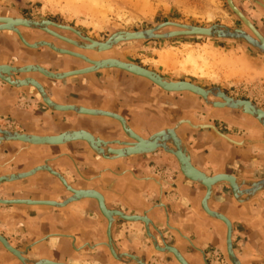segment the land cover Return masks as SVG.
Segmentation results:
<instances>
[{
    "label": "crops",
    "instance_id": "crops-1",
    "mask_svg": "<svg viewBox=\"0 0 264 264\" xmlns=\"http://www.w3.org/2000/svg\"><path fill=\"white\" fill-rule=\"evenodd\" d=\"M258 14L264 18L262 9ZM5 36L0 33V46ZM14 60L15 57L0 49V63L14 65ZM40 61L33 63L55 71L46 64L54 63L56 67V62L44 58ZM97 71L94 75V72L81 73L89 75L64 80H47L49 77L39 72L16 73V76L31 75L39 79L51 98L60 104L115 112L144 137L157 132L168 122H177L186 116L182 112H192L193 102L205 106L200 99L185 92L165 93L160 86L161 89L123 69ZM38 94L32 86L17 89L0 80V127L42 135L87 129L97 137L109 140L112 147L122 146L113 145L120 140L114 138H121L124 131L113 117L52 111L38 100ZM205 108L192 112L191 121L199 127L208 125L206 127H196L187 118L179 120L177 132L193 164L209 175L229 173L242 179L264 178V159L260 157L263 147L234 141L247 138L244 119L259 125L256 119L237 109L223 108L225 111L215 116L209 106ZM224 112L231 117L225 116ZM184 122L187 125L182 126ZM171 154L158 150L114 160L98 155L87 141L49 146L9 142L0 144V176L15 174L17 178L21 173L49 166L60 172L73 187L102 193L110 209L149 217L150 231L159 245L175 247L189 264H231L226 224L208 214L202 204L206 187L183 177L177 170L178 160ZM70 196L72 193L63 183L45 169L36 170L28 177L4 181L0 184V198L31 202L0 204V233L30 260L137 264L113 255L108 244V219L96 199L85 197L62 207L42 202H62ZM208 206L231 220L233 247L242 264H264V191L248 201H240L229 185L221 183L215 186ZM111 237L116 251L141 257L148 264H181L172 252L156 249L142 221L116 217L111 225ZM3 246L0 242V264H24Z\"/></svg>",
    "mask_w": 264,
    "mask_h": 264
},
{
    "label": "rangeland",
    "instance_id": "rangeland-1",
    "mask_svg": "<svg viewBox=\"0 0 264 264\" xmlns=\"http://www.w3.org/2000/svg\"><path fill=\"white\" fill-rule=\"evenodd\" d=\"M245 1L235 3L264 33V18L258 14L260 9L264 13V9L255 1ZM2 10L30 18H50L101 41L116 31L147 29L165 21L245 27L227 0H0ZM52 37L53 41H59L58 37ZM113 49L119 57L170 80H186L205 88L218 86L234 97L252 99L264 108V56L242 43L179 36L121 42ZM46 65L57 69L54 63Z\"/></svg>",
    "mask_w": 264,
    "mask_h": 264
},
{
    "label": "water",
    "instance_id": "water-1",
    "mask_svg": "<svg viewBox=\"0 0 264 264\" xmlns=\"http://www.w3.org/2000/svg\"><path fill=\"white\" fill-rule=\"evenodd\" d=\"M256 2L264 9V0H256ZM227 3L229 7L231 8V10L243 22L245 26L244 28L230 27V26L223 25V24H212L210 26H200V25H188V24L178 23L174 21H165L163 23H160L158 25H155L147 29H141V30H135V31L121 30V31H116L115 33L113 32L109 36L107 41L102 42L104 44L103 48L108 49L121 42H127V41L167 39V38H173V37H179V36H199V37H210V38H215V39H227V40L239 42V43H242L243 45H246L254 49L255 51H257L258 53L264 56V33L253 22V20L235 3V0H227ZM35 18H31L30 20H34ZM51 23L53 22L51 21ZM26 25L28 26V24ZM29 25H32V26H28L30 28L43 29L44 31L58 37L59 39L63 38L61 34L58 35L57 33L49 29H46L44 27V23H35V24L32 23ZM68 27L74 30L75 32H77L78 35H80V37H82L83 39L85 40L87 39L88 41L91 40L90 38H84L83 34L80 31L76 30L75 28L70 27V26ZM162 29H165V30L161 32ZM14 30L17 31V33L20 35L24 43H26L27 45H31L29 42L26 41V39L23 37V35L21 34L20 30L17 27H15ZM40 43L41 44L39 45L41 46H48L54 50L64 52L63 49L56 47L55 44L52 42L43 41ZM34 47L38 48V45H35ZM113 65H117L118 67L120 66L122 67V69L124 67V69L129 70L134 74L140 75L145 78L147 77L151 79L152 82H154L155 84H158L164 89H167L173 92L189 91L191 93L197 94L201 96L205 100V102L211 106L215 105L211 97H216L215 95H218L217 91H221L224 99L227 100L228 99L227 97H229L232 100L236 101V103L234 102L231 105L230 104L224 105L225 108L237 109L246 114L247 113L252 114L255 117H258L260 120V123H263L264 125V109L260 108L255 102H253L250 99L230 97L218 86L205 88L193 82L183 80V81L178 82V83H182V86L177 87V86H172L171 84L174 82H169L167 80L168 78L166 79L165 77L161 76L159 73L152 71L146 67H143L137 64H128V63H124L118 60L112 61L110 63V66H113ZM28 67H32V66H28ZM105 67H107V64L99 66V69L102 70V68H105ZM0 69H1L0 70V80L1 81H4L6 85H10L13 87L15 86V88L17 89H20L25 85H29V86L33 85L35 89L37 90V92L39 93L37 95L38 100L41 103H43L46 107H48L50 110L59 111V112L74 111V112L79 113L78 108L73 107L72 105L71 106L61 105L53 101L51 99L50 93L47 90V88H45L36 79L34 78H26L24 80L20 79V80H16L18 82L15 83L14 81L10 79V77L8 78V75L10 73L9 71L1 67ZM22 69L23 68H21V70ZM23 71H26V70L23 69ZM70 75L71 74L63 73V75L58 74L57 77H59L60 79H65L66 77ZM48 76L50 79L56 80L54 77L55 76L54 73L48 72ZM18 84H20V86H18ZM247 103L249 104L252 103L255 106L253 108L255 110L254 112L261 113L262 116L257 115V113L255 114L247 110V106H246ZM83 110L85 111L84 113H87V114H92V113L100 114L101 113V114L109 115L113 118L115 117L119 119L121 123L125 127L128 128L131 137L133 139H136L137 141L142 142L143 145L141 146V148H137L136 146H133V147H129V149H126V151H123V150L120 151L116 149L112 150L110 153L112 157L109 159H114V160L124 158V157H132L136 155L149 154V153L156 152L158 150L167 152L166 150H163L167 148V144H168L167 135L171 134L172 136L175 137L174 129L178 130V127L181 124V121H179L178 123H176L174 127H167L164 130L162 129L161 131H157L151 134L147 138H143L137 133H135L130 128L129 123L118 114H115L112 112L110 113L108 111L99 112V111L85 109V108H83ZM199 128H203V127L200 126ZM217 131L219 130L217 129ZM219 133L221 132L219 131ZM126 136L129 137L127 134ZM72 141H85V142L87 141V144H89V147L91 149L93 148L97 152L98 155L104 158L110 157V156H105L103 153L99 152L96 149L95 145L92 143L95 141V137L89 132V130H86V129L67 130L65 132L64 131L60 132L58 135H55V136H42L41 137V136L33 135L28 132L12 131V130L9 131L5 127H2V128L0 127V144L9 143V142H22L28 145L49 146V145L66 144ZM177 141L181 143L180 139L179 140L177 139ZM114 143L115 145L121 146V145H127V144L135 145L136 142H126L124 140H118ZM182 143L185 146L183 141ZM177 147H179V145ZM185 147H183V151L178 150L177 152L174 151L173 155L171 154L172 156L177 157L176 159H178L179 164L177 163V166H178L177 170L183 177L191 181L198 182L206 187V192H205L203 203H202L203 207L211 216L222 220L226 224V227H227L226 243H227V253L229 256V260L231 261V264H242L241 260L238 258V256L236 255L234 251L233 240H232V236L234 233V227H233L231 220L224 214L211 210L208 206V202L214 192L215 186L221 183H226L227 185H229L233 191L234 196L238 200L241 199L239 196L240 193H243V194H246L247 196H245V198L242 201H248L252 199L253 197L257 196L260 192L264 191V178L242 179L241 177H238L233 174L209 175L193 164L190 153ZM39 169H45L49 171L51 174L55 175L63 183V185L72 193V196L68 197L66 200L62 202L61 201L60 202L42 201L43 203L50 204V205L57 206V207H62L64 205H67L68 203L83 199L85 197H90V198H94L97 200L101 212L108 219V223H109V227H108L109 243L108 244H109V247L113 255L117 259L125 260V261L129 259L130 262H135L137 264H148V262L142 259L141 257H138L130 253H120L115 250L113 246L112 237H111V225L116 220V217H121L123 219L130 220V221L144 222L146 225L147 232L149 236L151 237L153 244L156 246V249L158 251H170L176 256V258L181 264H189V262L183 257V255L175 247H172L170 245H159L157 239L150 231L151 220L149 219V217H147L146 215H129L118 209H110L107 206L105 198L102 195V193H100L99 191L95 189H92V191H90L89 189L88 190L77 189L73 187L66 180V178L58 171L52 170L44 166L38 167L30 172L19 174L17 178H14L12 176H0V184L3 183L4 181H14L16 179L28 177L29 175L33 174L36 170H39ZM253 186H256V190L251 191V190L244 189L245 191H242L240 189L242 187L248 188V187H253ZM16 202L29 203L31 201L17 200V199H0V204H10V203H16ZM0 242L5 246L6 249H8V251L16 255L24 264H67V263L51 261L48 259H37V260L27 259L26 257L22 256L21 254L22 252L20 250H18L17 248L11 245L8 239L1 233H0Z\"/></svg>",
    "mask_w": 264,
    "mask_h": 264
},
{
    "label": "bare ground",
    "instance_id": "bare-ground-1",
    "mask_svg": "<svg viewBox=\"0 0 264 264\" xmlns=\"http://www.w3.org/2000/svg\"><path fill=\"white\" fill-rule=\"evenodd\" d=\"M35 18V17H34ZM31 18H25V17H21V16H13V15H0V30H10V31H13V32H15V33H17V31H15L14 30V28L15 27H17L18 29L21 27V26H23V25H25V27L27 26L26 24H28V26H32V25H29V24H32V23H44V27L46 28V29H49L50 30V27H49V24L51 23V21H49L48 19H42V20H38V19H34V20H30ZM56 25V24H55ZM27 26V27H28ZM60 26V25H59ZM62 27H65V28H68L67 26H62ZM12 28V29H11ZM28 28H30V27H28ZM20 30V29H19ZM20 32H21V30H20ZM55 33H57L56 31H55ZM77 33V32H76ZM21 34L23 35V33L21 32ZM58 35H59V33H57ZM78 34V33H77ZM17 35L18 36H20L18 33H17ZM24 37V36H23ZM63 38L62 39H64V38H66L65 40H67V41H69V42H71V43H73V44H75L76 46H78L79 48H81V49H84V50H86V51H90V55H86V54H84L83 52H85V51H75V50H73V49H66V48H60V49H63L64 50V52L65 53H67V54H69V55H73V56H75V57H79V58H81L82 60H84V61H86L87 62V66H84V67H81V68H79V69H75V68H73V69H70V70H68V71H51V70H49L48 68H45V67H43L42 65H40V64H36V63H33V64H27V65H24V66H17V65H12V64H9V63H0L1 64V68H4L5 70H7V71H9L10 73H9V75H8V78L10 77V79L12 80V81H14L15 83H17L18 81H16V80H20V79H22V80H24V79H26V78H34V79H36L39 83H41L42 84V82L39 80V79H37V78H35L34 76H31V75H29V76H27V77H23V78H21V77H17L16 76V73H27V72H39V73H41L42 75H44V76H46V77H49L48 76V72H51V73H54V77H55V79H60L59 77H57V75L58 74H61V75H63V73H67V74H81V73H89V72H94V71H97V70H100L99 69V66H102V65H105V64H107V67H105V68H111V67H115V68H118V69H122V67H118L117 65H113V66H110V63L112 62V61H116V60H118V61H122V62H124V63H128V64H136V63H134V62H131V61H129V60H126V59H124V58H121V57H117V56H103V54H107V52H109L111 49H113V47H111V48H103V46H104V44L102 43V42H105V41H107V39L106 40H103V41H101V40H96V39H91L90 41H88V42H80V41H77V40H74V39H71V38H68V37H64V36H62ZM85 38V37H84ZM27 41V40H26ZM28 42V41H27ZM40 42H43V41H37V42H34V43H32V42H29L31 45H28V46H31V47H34L35 45H38V47L39 46H41V45H39V44H41ZM56 46V45H55ZM57 47V46H56ZM36 48V47H35ZM59 48V47H58ZM94 56V57H93ZM2 65H4V66H2ZM137 65H139V64H137ZM28 66H32V67H28ZM141 66V65H140ZM144 67V66H143ZM21 68H23V69H25L26 71H23V69L21 70ZM29 68V69H28ZM31 68V69H30ZM147 68V67H146ZM1 70V69H0ZM123 70H126V69H124V67H123ZM151 70V69H150ZM18 71V72H17ZM126 71H129V70H126ZM153 71V70H152ZM129 72H131V71H129ZM132 73V72H131ZM137 75V74H136ZM161 75V74H160ZM162 76V75H161ZM164 77V76H163ZM147 78V77H146ZM166 78V77H165ZM147 79H149V78H147ZM167 79V78H166ZM149 80H151V79H149ZM169 82H174V83H172L171 85L172 86H177V87H179V86H182V83H178L179 81H183V80H169V79H167ZM152 81V80H151ZM190 82V81H189ZM176 83H178V84H176ZM43 85V84H42ZM158 85V84H157ZM198 85V84H197ZM18 86H20V84H18ZM25 86H29V85H25ZM32 87H34L33 85H31ZM159 86V85H158ZM161 87V86H160ZM35 88V87H34ZM162 89H164L163 87H161ZM222 89V88H221ZM164 90H166V91H170V90H167V89H164ZM223 90V89H222ZM224 91V90H223ZM189 92V91H188ZM225 92V91H224ZM226 94H228L227 92H225ZM217 94L218 95H215L216 96V98L217 99H212L213 101H214V107H216V108H225L224 107V105H227V104H232V103H236V101L235 100H232L231 98H229V97H227L228 99L226 100V99H224L223 98V96H222V93H221V91H217ZM197 95V94H196ZM230 97H234V96H232V95H230V94H228ZM51 96V95H50ZM225 97V96H224ZM212 98V97H211ZM210 98V99H211ZM235 98H238V97H235ZM52 99V98H51ZM53 100V99H52ZM251 100V99H250ZM54 101V100H53ZM205 101V100H204ZM253 101V100H252ZM56 102V101H55ZM254 102V101H253ZM56 103H58V102H56ZM60 104V103H59ZM257 104V103H256ZM61 105H72L73 107H76V108H78V111L80 112V113H83V114H87V113H84L85 111L83 110V108H85V109H92V108H88V107H85V106H82V105H78V104H61ZM258 105V104H257ZM247 110H249V111H251V112H253V113H257V112H254L255 110L253 109L255 106L251 103V104H249V103H247ZM260 108H262L260 105H258ZM262 109H264V108H262ZM95 111H99V112H101V111H107V110H96L95 109ZM92 112V111H91ZM108 112H110L111 113V111H108ZM112 113H115V112H112ZM92 114H95V113H92ZM115 114H117V113H115ZM248 114V113H247ZM100 115H104V114H101L100 113ZM119 115V114H118ZM248 115H250V116H252V117H254L255 119H256V121L259 123V125L260 126H262L263 128H264V125H263V123H260V120H259V118L258 117H255L254 115H252V114H248ZM257 115H261L262 116V114L261 113H257ZM109 116V115H108ZM121 116V115H120ZM109 117H111V116H109ZM121 117H123V116H121ZM112 118V117H111ZM124 118V117H123ZM113 119H115L116 121H118L119 123H121V121L119 120V119H117V118H113ZM125 119V118H124ZM126 120V119H125ZM184 121H186V120H184ZM188 121V120H187ZM190 122V121H189ZM193 124V123H192ZM121 125H122V127H123V130H124V132L126 133V134H128V136L130 137V138H132L131 137V135H130V132H129V130H128V128L127 127H125L122 123H121ZM194 126H196V127H199V126H197V125H195V124H193ZM175 126V125H174ZM180 126V125H179ZM201 126V125H200ZM206 126H208V125H202V127H206ZM127 128V129H126ZM130 128H131V126H130ZM132 129V128H131ZM164 129H166V128H164ZM163 129V130H164ZM7 130H9V131H11V129H7ZM72 130H75V129H72ZM87 130V129H86ZM133 130V129H132ZM175 131H174V134H175V137L174 136H172L171 134H168L167 135V141H168V144H167V148L166 149H163V150H166L167 152H172V154H173V152L174 151H178V150H182L183 151V147H185L184 145H183V143H182V141H183V139L179 136V134H178V132H177V129H174ZM12 131H18V130H12ZM67 131V130H66ZM134 131V130H133ZM161 131V130H160ZM61 132H63V131H61ZM65 132V131H64ZM90 132V131H89ZM135 133H137L136 131H134ZM29 133V132H28ZM60 132H57V133H55V134H51V135H42V134H36V133H31V134H33V135H37V136H55V135H58ZM94 137H95V141L94 142H92L94 145H95V147H96V149L99 151V152H101V153H103L105 156H109L110 155V153H111V151L112 150H114V149H116V150H123V151H126V149H129V147H133V146H136L137 148H141V146L143 145L142 144V142L141 141H137L136 139H133V140H131V141H126V140H124V141H126V142H136L135 143V145L133 144V145H129V144H127V145H122L121 147H112V146H110L109 144V140H106V139H104V138H101V137H97L96 135H94L93 133H91ZM132 134V133H131ZM138 135H140L139 133H137ZM141 137H143V138H147V137H144V136H142V135H140ZM98 139V140H97ZM177 139L179 140H181V143L179 142V141H177ZM264 141V140H263ZM184 142V141H183ZM252 142V141H251ZM244 143V142H243ZM115 144V143H114ZM185 144V143H184ZM129 145V146H128ZM179 145V147H177ZM185 148H187V147H185ZM188 150V149H187ZM110 157H112L111 155H110ZM177 158V157H176ZM178 160V159H177ZM44 167H46V166H44ZM48 168H50L49 166H47ZM224 174H226V175H228L229 173H219V174H216V175H224ZM4 176H12V177H16L15 176V174H8V175H4ZM242 191H245L244 189H247V190H256V186H253V187H248V188H244V187H242V188H240ZM246 190V191H247ZM90 191H92V190H90ZM240 201H242L244 198H245V196H247L246 194H243V193H240ZM0 199H3V198H0ZM26 201H28V200H26ZM52 201V200H51ZM50 200H49V202H51ZM48 202V201H47ZM52 202H54V201H52ZM56 202V201H55ZM209 214V213H208ZM126 220V219H125ZM108 237V236H107ZM4 247V246H3ZM168 252V251H167ZM23 256V255H22ZM178 260V259H177Z\"/></svg>",
    "mask_w": 264,
    "mask_h": 264
},
{
    "label": "flooded vegetation",
    "instance_id": "flooded-vegetation-1",
    "mask_svg": "<svg viewBox=\"0 0 264 264\" xmlns=\"http://www.w3.org/2000/svg\"><path fill=\"white\" fill-rule=\"evenodd\" d=\"M0 15H16V16H21V17H25V18H30V17H27V16H25L23 14H20L18 12L12 11V10L11 11L2 10V11H0ZM38 19H42V18H38ZM46 19H49V20H51L53 22V23L49 24V27H50L51 31H53V32L56 31L57 33H59V34H61L63 36L78 40V41H80L82 43L86 42L85 39L80 37V35H78L74 30L69 28L68 27L69 25L67 26L66 24L60 23V22L55 21V20L50 19V18H46ZM64 25L67 26L68 28L62 27ZM70 27H72V26H70ZM19 29L21 30V32L23 33L24 38L27 39V41L34 42V41H39V40L40 41L41 40H45V41L54 43L59 48H68V49H73L75 51L81 50V51H85V52H83L84 54L90 55V51H86L84 49H81L78 46H76V45H74V44H72V43H70V42H68V41H66L64 39H58L59 40L58 42L53 41V39H52L53 37L52 36H54V35L44 31L43 29H34V28H28V27H20ZM76 30H78V29H76ZM0 33H5V35H6L4 37V39L2 40V44L0 46V49H2L3 52H6L8 55H11L12 57H15V61L13 63L14 65H23V64H26V63H33L35 61H38L39 63H41L40 60L44 58V59H48L50 61L56 62L57 65H59V66H57V69H52V70H55V71H60V70L66 71V70H69V69H71L73 67H82V66L87 64L86 61L82 60L79 57H75L73 55H69V54H67L65 52H60V51H57V50H53L52 48H50L48 46H40V47H38V49L37 48L34 49V48L27 47L24 44V42L22 41L21 37L17 36L13 31L0 30ZM42 48L44 49L43 51H41ZM40 55H42L41 59L39 58ZM108 55L119 57L117 51H115L114 49ZM103 70L111 71V70H119V69L109 68V69H102V70H99V71H103ZM96 72H98V71H96ZM96 72L92 73V75L96 74ZM123 72L129 73V72H126V71H123ZM129 74L130 75H134L132 73H129ZM88 75L89 74H74V75H70V76L66 77L65 79H68V78H71V77H76V76L80 77V76H88ZM135 76H137V75H135ZM138 77H141L142 79H145V81H149L150 83L154 84L159 89H161L158 85H156L151 80H149V79H147L145 77H142V76H138ZM47 80H53V79L48 78ZM62 80H64V79H62ZM130 88H134V86L130 85ZM161 90L164 91L165 93H178V92L165 91L163 89H161ZM179 93H183V92H179ZM185 93H187V95H191L193 97H196V98L200 99L202 101V103L205 105V106H200L199 104H197L196 101L193 102V104L191 106V109H193L192 112H195V110H198L200 112L202 110V108L204 109L206 106H209L211 108V110H212L211 114L215 115V116L221 115V113H223V111H225L223 108H216L214 106H211V105L207 104L204 101V99L202 97H200V96L194 95V94L189 93V92H185ZM212 98L216 99V97H212ZM192 112H191V110H189L187 113L185 112V114H184V112H182L183 116L186 115L187 117L186 116H184V117L181 116L183 118H180L179 120H183V119L187 118L188 120L191 121ZM224 113H226V112H224ZM226 114H224V115L225 116L229 115L231 117V114H228V113H226ZM179 120H177V122ZM177 122H168L167 125L162 127V128L173 127L174 125H176ZM244 122H245V125H246L247 129H248L247 136H246L247 138L241 139V140H235L234 139V141H236L238 143H240V142H242V143L243 142L252 143L254 145L261 146L264 149V141H263L264 140V128L261 127L260 125L252 124V122L248 121L246 118L244 119ZM195 124H197V123H195ZM183 125H187V123L184 122L182 124V126ZM209 128H211V127H209ZM161 129H159V130H161ZM211 129H213V128H211ZM114 139L128 140V141L132 140V139H130L129 137L126 136L124 131H123V134H122L121 138L118 137V138H114ZM113 145L116 146L115 144H113ZM260 157L262 159H264V151H263V153L261 154Z\"/></svg>",
    "mask_w": 264,
    "mask_h": 264
}]
</instances>
